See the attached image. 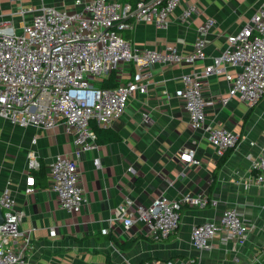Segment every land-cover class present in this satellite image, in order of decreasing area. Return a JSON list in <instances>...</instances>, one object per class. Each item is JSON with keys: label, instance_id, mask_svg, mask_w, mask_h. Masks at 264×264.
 Returning a JSON list of instances; mask_svg holds the SVG:
<instances>
[{"label": "crops", "instance_id": "crops-1", "mask_svg": "<svg viewBox=\"0 0 264 264\" xmlns=\"http://www.w3.org/2000/svg\"><path fill=\"white\" fill-rule=\"evenodd\" d=\"M75 1L21 0V4L78 10L88 0ZM187 3L197 4L200 11L182 19ZM258 4L259 0H182L165 27L131 19L132 27L122 35L133 45H176L183 52L192 49L196 27L205 18H214L215 24L205 34L206 57L202 61L154 64L147 92L132 95L121 116L108 131L101 132L97 149L79 156V183L86 202L78 212L62 209L49 186V162L56 155H72L74 149L64 125L19 127L0 117V193L8 190L14 208L23 212L20 228L32 229V247L24 264H253L264 257V187L251 181L252 160L264 143V96L253 104L233 97L222 105L219 98L228 83L223 76L207 79L204 97L214 103L205 107L204 126L239 133L235 146L222 156L206 139L204 128H191L179 97L182 75L202 71L226 46V36L242 27ZM18 6L0 0V21L18 27L23 20L13 12ZM133 71V65L121 63L111 74L124 81L132 78ZM111 132L118 138L103 140ZM182 148L194 150L196 163L179 160ZM30 149L41 166L32 173L34 191L26 193V153ZM97 158L99 167L94 164ZM186 193H201L217 203L202 208L183 206L176 230L166 239H152L143 221L124 228L122 218L113 219L117 209L128 215L135 206H147L159 195L174 199ZM127 199L133 205L127 206ZM226 207L235 208L244 217L245 241L231 238L223 242L217 234L210 250L193 248L192 225L217 219ZM109 234L116 242L108 239Z\"/></svg>", "mask_w": 264, "mask_h": 264}, {"label": "built area", "instance_id": "built-area-1", "mask_svg": "<svg viewBox=\"0 0 264 264\" xmlns=\"http://www.w3.org/2000/svg\"><path fill=\"white\" fill-rule=\"evenodd\" d=\"M11 1L19 5L13 12L23 20L18 27L11 21H0V117L19 127L64 125L74 149L72 155H56L49 162V186L62 209L78 212L86 197L79 183L77 160L99 145L91 123L109 126L121 116L132 95L145 94L154 64L202 61L206 57L205 34L215 20L205 18L196 27L192 49L183 52L176 45L141 48L122 35L132 27L131 19L165 27L182 0H88L78 10L52 5L33 8L22 5L21 0ZM199 11L197 4L187 3L180 17L187 19ZM28 14L29 20L25 19ZM121 63L134 66L132 78L112 87L99 86L100 80ZM210 76H223L228 83L226 93L219 98L222 105L233 97L253 104L264 96V0H259L242 27L226 36V46L202 71L182 75L179 97L188 123L193 129L204 128L206 139L222 156L235 146L239 133L204 126L205 107L214 103L204 97ZM178 158L183 163H196L192 148L180 149ZM94 164L99 167L98 158ZM40 166L36 152L28 150L26 193L34 191L32 173ZM251 170V181L264 187V143L252 160ZM14 203L8 190L0 193V264H24L32 247V229L20 228L23 212L16 210ZM216 203L201 193L174 199L162 194L147 206H135L128 215L117 209L113 219L122 218L124 228L143 221L152 239L163 240L176 230L183 206L202 208ZM126 204L133 202L127 199ZM246 233L244 217L235 208L226 207L217 219L192 225L190 238L193 248L210 250L217 234L223 242L233 238L243 243Z\"/></svg>", "mask_w": 264, "mask_h": 264}, {"label": "trees", "instance_id": "trees-1", "mask_svg": "<svg viewBox=\"0 0 264 264\" xmlns=\"http://www.w3.org/2000/svg\"><path fill=\"white\" fill-rule=\"evenodd\" d=\"M129 1L134 2L135 0H129ZM126 34H128V33H126ZM117 84H118V81L114 79L112 74H110L108 77L102 78L99 82V86H101V87H112V86H115ZM92 127L97 134V141L100 138L101 132L108 131V126L107 127H101V126H98L95 124V125H92ZM117 138H118V135L111 132V135L105 136V138H103V140L109 141V140H116ZM107 237H108V239L112 240L113 242H116L115 238L113 236H111L110 234ZM253 264H264V257H262L259 261L255 262Z\"/></svg>", "mask_w": 264, "mask_h": 264}, {"label": "rangeland", "instance_id": "rangeland-1", "mask_svg": "<svg viewBox=\"0 0 264 264\" xmlns=\"http://www.w3.org/2000/svg\"><path fill=\"white\" fill-rule=\"evenodd\" d=\"M249 10H250V7L245 11V13L249 12ZM242 22H245V21L242 20Z\"/></svg>", "mask_w": 264, "mask_h": 264}, {"label": "water", "instance_id": "water-1", "mask_svg": "<svg viewBox=\"0 0 264 264\" xmlns=\"http://www.w3.org/2000/svg\"><path fill=\"white\" fill-rule=\"evenodd\" d=\"M2 221L1 209H0V223Z\"/></svg>", "mask_w": 264, "mask_h": 264}]
</instances>
